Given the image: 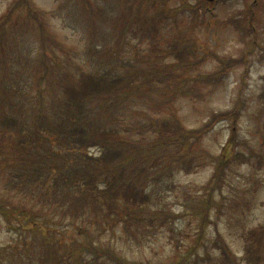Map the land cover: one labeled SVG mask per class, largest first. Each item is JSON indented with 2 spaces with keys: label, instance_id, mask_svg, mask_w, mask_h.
<instances>
[{
  "label": "rangeland",
  "instance_id": "obj_1",
  "mask_svg": "<svg viewBox=\"0 0 264 264\" xmlns=\"http://www.w3.org/2000/svg\"><path fill=\"white\" fill-rule=\"evenodd\" d=\"M14 1L0 0V23ZM76 1L29 0L40 15L34 19L19 8L0 27V104L22 106L20 112L0 109V115L31 125L36 77L47 72L40 90L46 110L65 119L79 116L75 127L67 120L61 125L86 131L87 141L91 131L102 140L107 128L108 142L119 131L138 144L141 132L152 139L155 120L175 116L184 128L198 130L213 114L236 112V120L211 122L186 163H173L168 174L151 164L140 225L119 222L93 230L92 237L129 261L180 264L187 257L186 264H264V0ZM155 12L170 21L144 28L135 20ZM178 41L189 47L177 52ZM42 48L49 64L38 60ZM218 58L233 65L218 84L191 82L217 74ZM104 72L109 79L130 77L133 85L121 80L112 87L129 96L112 111L99 106L101 97H87L79 113L65 96L69 80ZM98 148L79 150L95 156ZM16 237L0 217V247Z\"/></svg>",
  "mask_w": 264,
  "mask_h": 264
},
{
  "label": "trees",
  "instance_id": "obj_2",
  "mask_svg": "<svg viewBox=\"0 0 264 264\" xmlns=\"http://www.w3.org/2000/svg\"><path fill=\"white\" fill-rule=\"evenodd\" d=\"M82 4L83 9L91 13L83 1ZM9 8L0 23L2 28L16 9H26L34 19L41 14L29 0H15ZM164 19L169 22L170 16L155 12L150 19L138 17L135 20L141 27L156 28ZM252 21L250 17L249 25ZM42 37L45 38L43 33ZM253 42L256 45L257 41ZM177 44L180 45L173 46L180 53L189 47L186 41ZM45 52V48L40 50L38 60L49 64ZM232 60H236L237 65L243 64L241 59ZM218 61L221 70L217 74L194 77L191 82L218 84L223 73L233 66L219 58ZM38 68L39 72L43 71ZM48 74L36 77L38 93L33 102L31 125L6 113L0 115V217L7 228L17 234L11 243L0 247V264H158L127 260L110 245L96 242L93 230H106L119 222L126 226L140 225L149 201L145 175L151 164L159 163L160 171L168 174L173 163L184 164L191 158L190 153L211 122L222 117L236 120L237 113L213 114L211 121L198 130L184 128L175 116L155 120L149 125L154 132L152 139L141 132L138 144H130L119 131H114L117 136L108 142L107 128L101 129L102 140L91 131L87 141L83 136L86 131L68 132L67 127L61 125L67 120L75 127L79 116L65 119L46 110L40 90L43 82L47 83L44 79ZM103 74H80L82 80H69L72 85L65 96L72 102L66 100L65 105L75 104L80 113L85 99L95 95L101 97L102 109H116L129 93L112 87L121 80L133 85V80L125 74L119 73L111 79L105 76L107 73ZM110 89L112 93L108 92ZM0 109L20 112L22 106L1 103ZM234 129L229 138L231 143ZM90 146H99V155L80 153L79 149ZM162 217L166 219L168 215L162 214ZM187 259L179 263L186 264Z\"/></svg>",
  "mask_w": 264,
  "mask_h": 264
}]
</instances>
